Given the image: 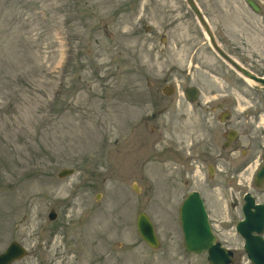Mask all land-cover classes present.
<instances>
[{
	"label": "rangeland",
	"instance_id": "obj_1",
	"mask_svg": "<svg viewBox=\"0 0 264 264\" xmlns=\"http://www.w3.org/2000/svg\"><path fill=\"white\" fill-rule=\"evenodd\" d=\"M196 1L221 47L264 76V0L259 13L247 0ZM240 83L185 0H0V253L16 240L29 254L14 264H210L185 251L179 221L198 189L234 264H250L235 231L250 188L221 187L220 173L208 181L207 145L182 170L205 135L184 88L230 99L237 118L234 101L256 94L239 96ZM173 99L179 114L160 115ZM65 167L75 174L59 177ZM143 211L159 249L137 231Z\"/></svg>",
	"mask_w": 264,
	"mask_h": 264
},
{
	"label": "flooded vegetation",
	"instance_id": "obj_2",
	"mask_svg": "<svg viewBox=\"0 0 264 264\" xmlns=\"http://www.w3.org/2000/svg\"><path fill=\"white\" fill-rule=\"evenodd\" d=\"M241 77L247 81L243 76ZM230 86L229 84L226 87L229 88ZM231 87L237 91L239 96H242L243 92L247 93L250 88L255 89L256 93L250 94L253 98L247 99L248 104L245 106L239 100L234 101V109L240 114L237 118L233 117L231 106L227 105L228 102H231L230 99L202 100L203 93L199 87L190 85L184 88L181 94L185 99L183 102L188 104L190 111L198 116L197 122L201 123L202 126L201 130L197 131L203 132L205 135H201L202 137H198L196 140H191L190 149L187 150L185 156L186 163L182 170L187 173L186 175L192 173L196 165L199 149L207 145L209 150L206 149V158L209 159V162L205 166L206 179L212 181L220 173V184L217 182L219 186H229L228 188H238L239 190H243V187L250 188V190L243 192L241 201L236 203L240 213V219L235 224V231L237 232V223L244 217L243 209L245 204H248L249 200H251L255 205H264V173L260 174L264 166V139L259 133H257V138L254 134L249 135L251 131L264 134V87H260L262 88L260 92L256 91L259 86L250 82H248V85L240 83ZM189 88L197 90L198 93L195 100L189 99L190 96L188 97L187 95V89ZM169 90H172L171 93H177L175 92V87L167 85L163 87L162 92L164 91L166 95H169L166 92ZM172 96L174 95L172 94ZM173 104L174 107H172L171 111L162 109L159 114L162 115L167 112L175 115L179 114L181 102L173 99ZM249 137L253 138V141H249ZM245 139H248L247 143ZM211 146H213L215 151L211 152ZM216 146L218 147L216 148ZM223 164L228 167H224ZM187 183L188 181H186ZM194 190L198 189L189 191L184 198ZM198 191L202 194L200 190ZM247 194L252 196L247 198ZM205 204L207 206L206 201ZM251 210L257 215L262 212V208L257 209L254 206H252ZM209 215L211 216V212H209Z\"/></svg>",
	"mask_w": 264,
	"mask_h": 264
},
{
	"label": "water",
	"instance_id": "obj_3",
	"mask_svg": "<svg viewBox=\"0 0 264 264\" xmlns=\"http://www.w3.org/2000/svg\"><path fill=\"white\" fill-rule=\"evenodd\" d=\"M186 1L204 28L214 50L245 78L264 87V77L253 73L221 47L197 1ZM247 3L255 12L259 13L261 11L260 5L254 0H247ZM166 92L170 94L172 90ZM197 93L195 88L187 89V95L188 97L190 96L189 99L191 100L197 98ZM75 172V168L65 167L60 170L59 177L72 176ZM263 173L264 166L260 171V174ZM251 196V194H248L246 197L250 198ZM252 206L257 209L262 208L261 214H254L251 210ZM243 210L245 217L238 222L237 231L245 239L244 247L251 262L253 264H264V238L262 236L264 232V205H255L249 200ZM56 218L57 213L55 210H52L50 212V219L54 220ZM179 220L183 231V243L186 252L191 254L207 253V259L210 264L234 263V252L223 246L213 232L205 202L199 191L189 193L184 199L179 210ZM136 227L140 237L150 248L159 249L161 247V240L153 221L146 212L138 213ZM27 255L28 251L26 247L14 240L4 252L0 253V264H13Z\"/></svg>",
	"mask_w": 264,
	"mask_h": 264
}]
</instances>
